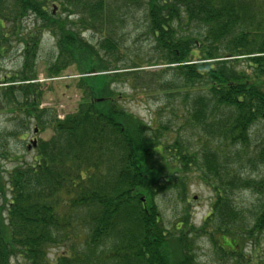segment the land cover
<instances>
[{
	"label": "trees",
	"instance_id": "1",
	"mask_svg": "<svg viewBox=\"0 0 264 264\" xmlns=\"http://www.w3.org/2000/svg\"><path fill=\"white\" fill-rule=\"evenodd\" d=\"M60 3L77 22L56 18L42 0H0L1 38L8 37L1 31L12 12L22 21L39 15L59 48L46 74L75 67L81 94L63 118L41 106L45 86L34 81L33 68L40 39L36 31L21 39L22 69L9 81L0 78V106L24 115L25 132L34 122L52 135L38 139L35 157L26 160L10 147L16 133L0 127V264H194L193 235H207L218 253L243 264V244L264 233V177L246 173L264 164V145L251 148L253 126L264 121V0ZM132 9L144 13L153 40L146 62L120 65L121 34L113 26ZM90 30L100 34L95 42L83 36ZM156 66L164 68L147 70ZM121 82L147 94L182 95L179 119L199 143L183 147L166 134L168 124L128 111L113 88ZM13 157L14 166L5 169L3 160ZM192 166L212 182L216 201L201 226L186 211L170 229L154 196L170 191L184 201ZM144 186L147 203L140 197ZM248 190L261 203L246 218L235 194Z\"/></svg>",
	"mask_w": 264,
	"mask_h": 264
},
{
	"label": "rangeland",
	"instance_id": "2",
	"mask_svg": "<svg viewBox=\"0 0 264 264\" xmlns=\"http://www.w3.org/2000/svg\"><path fill=\"white\" fill-rule=\"evenodd\" d=\"M47 2L49 10H54V16L58 19L77 22L78 15L70 13V6L61 4L65 0H42ZM119 6V4L117 5ZM118 8V7H117ZM14 13V12H12ZM9 15V19L5 22L6 28L1 31V34H8L4 39L0 36V44H5L6 51L2 52L0 56V78L2 82L9 81L8 76H13L22 69L24 55L22 47V38H28V34L36 31L40 39L38 58L34 63L36 66L37 80L43 83L45 88L44 97L42 99V106L52 108L58 117H63L65 114L75 111L81 99V94L75 87L77 84L76 78L78 74L75 72V67H70L61 73L59 76L49 77L47 67L49 63L55 60V56L59 52L57 45V38L50 29H43L44 20L35 13H29L22 21L20 18L13 19L14 14ZM70 14V15H69ZM145 17L139 9H132L124 18L123 22L112 24L114 31L121 34V42L118 45L119 52L118 61L120 65L129 63L131 61L140 63L146 62V53L151 47L152 37L147 34V27L145 26ZM69 22H67V25ZM76 30L80 31L79 25L74 26ZM112 27V28H113ZM42 30V31H41ZM83 36L93 40L94 42L100 37L97 31H85ZM151 37V38H149ZM123 38V39H122ZM153 40V39H152ZM105 56V55H104ZM108 59V57H106ZM146 64V63H145ZM164 66L147 67V70L154 71L162 69ZM145 70V71H147ZM153 77L151 80L156 81L160 79L159 76ZM167 74H164V78ZM4 83H1L2 86ZM130 83L128 85L124 82L118 83L113 88L123 95L120 102L128 111L137 117L144 119L147 122L155 120V123H165L169 125V130L166 131L171 140L179 138L183 147H192L199 143L198 134L188 123L184 125V119H179L184 110V101L182 95H170V93L156 92L147 94L133 88ZM24 115L20 113H13L6 110V107L0 106V127L11 130L16 134L10 139V147L13 150L14 156L19 158L32 160L36 151L28 146L32 144V140L48 139L52 135L51 129L44 131H34L36 124L31 123V130L29 133L25 132ZM254 133L252 134L253 142L251 144L252 150L258 149L259 145H264V121L258 122L253 126ZM20 138V139H19ZM190 152L197 151L196 148L189 150ZM15 157L10 161L3 160L5 169L10 170L15 164ZM196 173H193V171ZM191 172L187 175L188 195L183 201L175 193L166 191L155 194L154 201L161 212L163 223L168 228L176 227L177 224L183 223V218L186 211L190 213V221L199 227L211 213L212 202H215L216 192L212 186V182L205 181L204 174L192 166ZM247 174L264 177V164H261L254 170L246 171ZM140 194L144 202L149 201L148 191L145 186ZM158 191V190H157ZM258 195L251 191H238L235 194L236 203L246 210V218L250 217L252 209L256 208L261 202ZM148 200V201H147ZM194 236L196 255L193 259L194 264H242L239 262L238 256L225 257V254H220L216 251V245L212 244L207 235ZM254 242H247L243 244L242 254L247 258L244 259L243 264H264V233L260 234L259 239ZM58 251V250H57ZM57 251H52L58 254ZM53 257V256H51Z\"/></svg>",
	"mask_w": 264,
	"mask_h": 264
},
{
	"label": "water",
	"instance_id": "3",
	"mask_svg": "<svg viewBox=\"0 0 264 264\" xmlns=\"http://www.w3.org/2000/svg\"><path fill=\"white\" fill-rule=\"evenodd\" d=\"M33 144H36V140L33 141Z\"/></svg>",
	"mask_w": 264,
	"mask_h": 264
}]
</instances>
